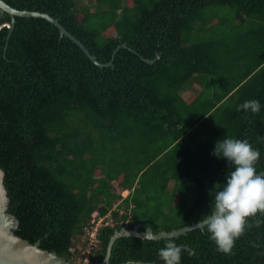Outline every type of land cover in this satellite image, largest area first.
I'll use <instances>...</instances> for the list:
<instances>
[{
    "label": "trees",
    "instance_id": "16d2710c",
    "mask_svg": "<svg viewBox=\"0 0 264 264\" xmlns=\"http://www.w3.org/2000/svg\"><path fill=\"white\" fill-rule=\"evenodd\" d=\"M3 1L59 19L100 63L113 62L96 65L45 19L15 17L12 28L0 15V168L18 236L85 264L86 226L115 205L95 263L122 228L198 223L230 171L212 154L223 136L247 138L264 172V0ZM251 99L259 112L242 108ZM256 218L228 253L203 228L120 238L111 264H163L169 239L193 250L181 264H264Z\"/></svg>",
    "mask_w": 264,
    "mask_h": 264
},
{
    "label": "clouds",
    "instance_id": "9594fccd",
    "mask_svg": "<svg viewBox=\"0 0 264 264\" xmlns=\"http://www.w3.org/2000/svg\"><path fill=\"white\" fill-rule=\"evenodd\" d=\"M261 107L258 99L247 100L242 105L243 109H250L253 113L259 112ZM212 154L218 159H225L230 171L223 182L214 186L219 185L213 206L198 223L205 228L218 250L228 253L245 230L253 226L249 217H257L258 213L264 217V172L256 168L261 153L247 138L223 136L215 142ZM119 191L122 196L130 194V190ZM114 207L109 209L107 216L94 218L86 226L83 235V241L88 243L86 252H83L85 264H94L90 262L91 253L98 244L97 236L102 225L112 224V220H106L113 215ZM254 223L258 226L264 223V219L256 218ZM185 251L192 254L193 250L186 244H177L175 240L169 239L158 249V257L163 264H181Z\"/></svg>",
    "mask_w": 264,
    "mask_h": 264
},
{
    "label": "water",
    "instance_id": "95a60500",
    "mask_svg": "<svg viewBox=\"0 0 264 264\" xmlns=\"http://www.w3.org/2000/svg\"><path fill=\"white\" fill-rule=\"evenodd\" d=\"M8 13L12 18L11 27H14L15 17L24 18H41L50 22L59 29L61 36H66L77 44L85 54L91 59L93 63L100 67L112 66L113 62L102 64L98 59L91 54L87 47L77 39L71 32H69L59 21L47 13L18 10L7 4L5 1L0 0V15ZM122 47H127L124 44ZM5 172L0 168V264H76L71 260H68L64 256H60L57 252H50L41 248V241L31 243L30 241L18 236L15 232L18 230L20 222L11 213L8 212L10 199L8 197V191L4 184ZM204 227L199 224H191L185 226L179 230L173 231H161L155 233L152 228H147L145 232L140 231V226L137 225L134 229L130 230L122 228L115 232L111 237L105 257L94 264H111L112 250L115 242L120 238L131 237L141 238L148 240H162L168 238L179 237L185 235L188 232L195 229H203ZM123 264H154L144 262H127Z\"/></svg>",
    "mask_w": 264,
    "mask_h": 264
},
{
    "label": "rangeland",
    "instance_id": "374dc122",
    "mask_svg": "<svg viewBox=\"0 0 264 264\" xmlns=\"http://www.w3.org/2000/svg\"><path fill=\"white\" fill-rule=\"evenodd\" d=\"M80 5H85V6H93V5H95V2H94V0H82V2H81V4ZM184 97L186 98V99H188V98H190L191 96H189V97H187V96H185L184 95ZM170 189H173V188H170ZM117 190V189H116ZM117 191H119V190H117ZM129 194V193H128ZM127 194V195H128ZM127 195H125V196H123V197H126ZM78 264V263H77Z\"/></svg>",
    "mask_w": 264,
    "mask_h": 264
},
{
    "label": "crops",
    "instance_id": "0c3cea01",
    "mask_svg": "<svg viewBox=\"0 0 264 264\" xmlns=\"http://www.w3.org/2000/svg\"><path fill=\"white\" fill-rule=\"evenodd\" d=\"M193 93H194L193 91L188 90L183 95L189 97V96H192Z\"/></svg>",
    "mask_w": 264,
    "mask_h": 264
}]
</instances>
